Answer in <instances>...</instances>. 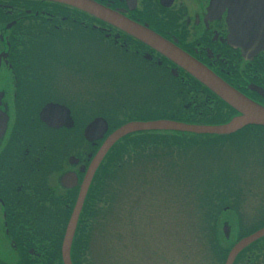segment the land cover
I'll return each mask as SVG.
<instances>
[{"label": "flooded vegetation", "instance_id": "obj_1", "mask_svg": "<svg viewBox=\"0 0 264 264\" xmlns=\"http://www.w3.org/2000/svg\"><path fill=\"white\" fill-rule=\"evenodd\" d=\"M88 1L136 25L139 33L157 36L264 109V50L246 59L229 45L228 10L209 16L211 0ZM70 41L85 43L87 56L78 67L87 70L89 55L97 54L109 68L107 77L87 71L79 75L77 93L64 86L73 64L63 49ZM51 46L53 53H44ZM127 94L136 95L131 105L124 102ZM239 116L185 68L121 25L57 2L0 0V264H64L63 239L89 166L107 137L122 126L155 121L221 126ZM69 120L72 126L66 127ZM95 120H104L107 131L88 141L84 131ZM260 130L264 127L250 125L240 131L249 137ZM238 132L148 131L118 140L87 188L70 247L71 264H80L74 253L80 248L78 232L88 226L86 205L99 192L96 179L121 143L137 135L181 140Z\"/></svg>", "mask_w": 264, "mask_h": 264}, {"label": "rangeland", "instance_id": "obj_2", "mask_svg": "<svg viewBox=\"0 0 264 264\" xmlns=\"http://www.w3.org/2000/svg\"><path fill=\"white\" fill-rule=\"evenodd\" d=\"M73 41L63 48L73 58L64 86L77 93L79 75L87 71L107 77L109 68L97 54L89 55L87 70L86 65L78 67L87 51L83 41ZM44 53L52 54V46ZM102 81L100 77L98 83ZM127 96L124 102L131 105L136 95ZM253 133L223 137L210 145H199L202 141L195 137L172 138L169 143L176 145L162 149L171 137L137 135L121 143L108 155L102 177L96 179L99 192L86 205L90 217L85 230L78 232L75 260L80 264H224L233 244L264 228V130ZM156 151L160 154L154 158ZM214 191L225 197H214ZM203 192L212 201L211 209L205 206L208 198ZM223 226L228 227V239ZM220 252L223 258H218ZM260 261L264 263L262 256Z\"/></svg>", "mask_w": 264, "mask_h": 264}, {"label": "water", "instance_id": "obj_3", "mask_svg": "<svg viewBox=\"0 0 264 264\" xmlns=\"http://www.w3.org/2000/svg\"><path fill=\"white\" fill-rule=\"evenodd\" d=\"M57 2L60 4L72 6L89 13L98 19L107 21L113 25H121V28L130 32L138 39L148 43L163 52L167 57L185 68L201 84L211 90L220 99L236 110L241 116L232 119L228 124L221 126H187L176 124L169 121H155L148 123H129L114 133L109 135L102 147L93 158L88 172L77 198L72 217L69 221L62 247L61 258L64 264H71L70 247L75 231L78 214L81 210L87 188L92 180L93 174L105 157L109 149L121 138L138 132L165 131V132H183L196 135H230L242 130L246 126L255 125L264 127V109L253 104L238 94L232 88L215 77L206 68L193 61L183 53L176 50L157 36L147 33H139L136 25L117 16L116 14L101 8L100 6L88 0H43ZM224 10L227 11L226 22L229 26V45L235 49H240L242 56L250 59L258 52L264 50V0H211L208 8L209 16L215 14L219 16ZM166 44H164V43ZM65 125L71 127L72 122ZM67 122V121H66ZM62 123L53 124L58 128ZM107 131V125L104 120H95L84 131V136L88 141L100 139ZM73 182L69 183L71 186ZM222 233L228 238V227L223 226ZM264 238V228L246 236L237 241L229 250L224 264H233L236 257L250 245Z\"/></svg>", "mask_w": 264, "mask_h": 264}, {"label": "trees", "instance_id": "obj_4", "mask_svg": "<svg viewBox=\"0 0 264 264\" xmlns=\"http://www.w3.org/2000/svg\"><path fill=\"white\" fill-rule=\"evenodd\" d=\"M242 131H240V132H238V133H236L235 135H242ZM234 136V135H233ZM226 137H230V136H226ZM188 138V137H187ZM219 139H222L223 137H218ZM218 138H210V139H199L200 141H202V143L201 144H199V145H210V144H208V143H210V142H215V143H217L218 144V142L217 141H213V140H218ZM133 139V138H132ZM129 140V139H128ZM127 140V141H128ZM142 140H144V139H142ZM172 140V138L171 139H169L167 142H163V144H162V146H161V148L160 149H162V147H163V145H167V144H169V146H173V145H176V144H173V143H169V141H171ZM211 140V141H210ZM205 141H209V142H205ZM187 143H186V150H189L190 148H189V140H187L186 141ZM143 143H147V141H144ZM190 143H192V144H194L192 141H190ZM156 143H154L153 145H155ZM199 145H197V146H195V147H192V148H196V147H198ZM129 148H132V147H129ZM160 149H158L157 151H160ZM156 151V153L153 155L154 156V158H157V156L160 154V153H162L163 151H164V149L163 150H161L160 151V153L159 152H157ZM110 155V154H109ZM106 158H108V156L106 157ZM131 158V157H130ZM105 165H106V163H105ZM207 189H210V188H207ZM220 190V189H219ZM226 193H230V191L229 190H227V192ZM231 194H233V193H231ZM203 195H205L206 196V198H208V202H207V205H205L206 207L209 205V208L211 209L212 207H213V205H212V201H210V198L207 196V194H205V192H203ZM211 196V195H210ZM221 196L222 197H225V194H223V193H221V192H216L215 193V191H214V197H218V199L219 198H221ZM199 200V199H198ZM200 201V200H199ZM209 210V209H208ZM207 210V212L206 211H204L205 213H208L209 211ZM212 212L210 211V214H211ZM256 231V230H255ZM253 232V231H252ZM252 232H250V233H252ZM248 235V234H247ZM244 236H246V235H244ZM243 236V237H244ZM262 240H264V238L262 239ZM262 240H260L259 242H257L256 244H254V245H251V247L250 248H248L247 250H245V251H243L241 254H240V256L236 259V261H235V263L234 264H261V261H260V263H259V258H261V256H262V259H264V256L262 255V254H260L259 252H258V250L259 251H261V252H263V250H262V247H260V243H262L261 241ZM263 244V243H262ZM216 247H217V245H216ZM259 247V248H258ZM220 248V247H219ZM255 251H257V253H254ZM264 253V252H263ZM261 255V256H260ZM218 258H223L224 257V255L220 252L219 254H218ZM262 264H264V263H262Z\"/></svg>", "mask_w": 264, "mask_h": 264}, {"label": "bare ground", "instance_id": "obj_5", "mask_svg": "<svg viewBox=\"0 0 264 264\" xmlns=\"http://www.w3.org/2000/svg\"><path fill=\"white\" fill-rule=\"evenodd\" d=\"M164 43V42H163ZM164 44H166V43H164ZM167 45V44H166ZM168 46V45H167Z\"/></svg>", "mask_w": 264, "mask_h": 264}]
</instances>
